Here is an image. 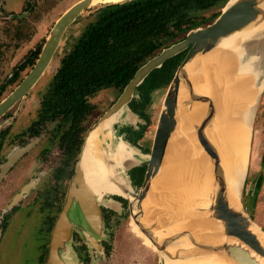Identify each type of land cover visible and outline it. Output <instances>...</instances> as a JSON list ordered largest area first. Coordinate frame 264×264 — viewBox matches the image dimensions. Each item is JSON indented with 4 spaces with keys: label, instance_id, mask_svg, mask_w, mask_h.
<instances>
[{
    "label": "water",
    "instance_id": "water-1",
    "mask_svg": "<svg viewBox=\"0 0 264 264\" xmlns=\"http://www.w3.org/2000/svg\"><path fill=\"white\" fill-rule=\"evenodd\" d=\"M130 1L133 0H120L102 5L105 7ZM230 1L232 0L225 3L212 22L190 29L183 39L164 47L140 66L117 100L90 128L94 131L104 121L114 119L115 122L110 128L106 127L99 135L107 137L102 141L101 147L110 153L114 151L119 141L125 144L127 150L133 151L131 155L124 157L119 168L112 161L106 160L113 175L121 173L128 178L129 190L125 186H121V189L126 191L130 198L115 194L108 196L121 197L127 203L132 222L155 248L160 264H195L197 259L207 257L212 250L211 238L217 228L221 230L223 237L221 250L232 264H264V246L257 236L264 235V223L256 214L254 207L246 208L243 200V183L240 188L239 206L235 208L228 200L220 155L216 145L206 134V129L211 126L214 117V105L211 99L204 97L202 88L197 89V86L201 87L200 84H203L201 82H204V66L201 64L198 67V61L194 63V68L190 66L194 60L214 50L223 39L249 28L263 26L262 31L251 34L252 36L243 40L239 46L245 56L255 55L260 60L259 82H264V0H234L232 3ZM91 2L92 0L77 1L56 20L31 71L0 104V115L8 106L24 97L36 84L49 66L66 29L92 7ZM183 52L184 56L165 87L149 151L143 152L138 146L126 140L115 126L118 124L117 126L122 128L123 125L135 122L138 118L142 119L128 106L136 88L153 70L159 69L167 60ZM261 94L262 92L259 98ZM194 105L202 108V115L197 119L191 115ZM176 130L190 145L192 151L196 155L199 152L201 159L205 160L206 182L210 185L206 206L202 203L200 192L170 189L157 192L152 186V182L161 171L168 142ZM87 133L81 144L74 175L67 187L63 207L51 231L47 264H66L64 262L66 256L72 251L70 242L73 231L80 233L90 247L100 249L98 241L104 229L100 209L105 206L115 211V205H119L111 199L106 200L107 195L98 199L85 183L79 159ZM21 151L15 153L14 157L18 158ZM141 164H145L146 169L143 180L136 190L131 186L130 172ZM202 177L204 183V172ZM200 180L198 176V186ZM20 196L18 195L13 203L19 200ZM150 197L156 202L146 205L145 201ZM204 219L212 221L215 228L204 229L203 224L200 227L188 224L193 221L201 224Z\"/></svg>",
    "mask_w": 264,
    "mask_h": 264
},
{
    "label": "flooded vegetation",
    "instance_id": "flooded-vegetation-1",
    "mask_svg": "<svg viewBox=\"0 0 264 264\" xmlns=\"http://www.w3.org/2000/svg\"><path fill=\"white\" fill-rule=\"evenodd\" d=\"M94 6L96 8L90 12L89 17H93L99 8L104 7L100 3L96 5L93 3L92 7ZM184 35L185 33L181 39H183ZM174 42H177V40L170 42L166 46H169ZM44 44L45 41L41 46H38L36 50L31 51L25 57L23 63L14 69L9 75L7 81L0 87V104L18 87L21 81L31 71ZM38 49L39 52L33 61L32 58L35 55L34 52L38 51ZM68 53H65L60 58L51 82L41 96L34 117L30 118L24 125H17V122L20 119L18 118V114L20 115L24 100L30 95V91L37 85L40 79L24 97L8 106L5 112L0 115V246L2 241L11 235L13 228L17 225L18 221H20V229L17 233L15 232L16 236L20 239L17 245H19L20 248H26L28 246L29 248L36 249L37 258H39V260L35 264H47L48 262L51 231L56 218L63 207L69 181L75 172L81 143L87 133L84 122L91 117L94 111V106L90 103V98L100 91L99 90L93 95L87 97V102L93 107V109L86 117V120L83 121V134H81V124H72L70 120L65 121L66 118L63 114H53L54 116L50 114L48 117L41 115L45 109L47 110V108H49L48 97L52 94L54 76L61 66V60ZM184 54L185 52L178 55H182L183 57ZM27 66L31 67V69L23 79H20L22 71H24ZM148 76L136 88L133 97L128 104L129 108L134 113L141 116L145 124H140L139 122L136 126H126L120 130V133L124 135L125 139L131 143H133L134 137L141 133V130L138 131L137 129H145V125L148 122L146 111L151 102V92L156 89L154 88L149 92L146 90L144 82H152V80H147ZM115 101H113V103ZM20 105L21 109L18 113ZM133 144L136 145L135 142ZM18 151H21V155L16 158L14 157V154ZM140 169L141 168H136L130 172V179L133 186L140 185L143 180V177L140 178ZM25 188L27 189L24 191ZM18 195H21L20 199L13 203ZM114 199L120 201L123 206H125L126 202L121 197L115 196ZM100 210L104 225H109L110 222L113 221V216L115 215L114 212L112 210L106 211L104 208H101ZM22 223L27 226L25 227ZM31 227L35 229L34 235L31 232H26V228L31 229ZM134 230L138 229L135 228ZM138 232L140 231L138 230L137 233ZM76 233V231L72 232L70 242L73 251V254H71V263L96 264L98 258L108 256L110 244L105 239H99L98 244L100 249H97L95 247H90L85 242L84 238H80ZM27 234L31 236L30 241L32 244L24 242L26 240L24 239V236H27ZM136 237L138 238L137 234ZM142 240L146 245L145 239ZM64 262L66 263V260Z\"/></svg>",
    "mask_w": 264,
    "mask_h": 264
},
{
    "label": "bare ground",
    "instance_id": "bare-ground-1",
    "mask_svg": "<svg viewBox=\"0 0 264 264\" xmlns=\"http://www.w3.org/2000/svg\"><path fill=\"white\" fill-rule=\"evenodd\" d=\"M119 1L92 0L91 5ZM262 28L263 26L249 28L235 33L223 39L214 50L190 64L194 68V63L198 61V67L201 64L202 67L204 66V82H201L203 84H200L201 87L197 86V89L202 88L204 97L211 99L214 105V117L211 126L206 129V134L219 152L227 184L228 200L235 208L239 206L240 188L248 164L250 134L256 105L260 93L264 90H262L264 82H259L260 60L255 55L245 56L239 44L250 38L251 34L262 31ZM191 115L196 119L199 118L202 115V108L194 105ZM114 122L115 120L110 118L94 131L90 129L79 159L85 183L98 199L107 194L130 198L126 191L121 189V186H125L129 190L128 178L121 173L113 175L106 160L112 161L119 168L124 157L131 155L133 151L127 150L125 144L119 141L113 152L109 153L107 149L101 147L102 141L107 137L99 135ZM166 150L161 171L152 182L154 190L159 192L169 188L173 191L200 192L202 203L206 206L210 185L206 182L205 160L201 159L199 152L196 155L192 151L178 130L172 134ZM189 164L192 165L191 170L188 169ZM198 176L202 180V182L200 180V188L197 185ZM152 198L146 199V205L156 202ZM188 224L193 227H200L203 224L204 229L215 228L214 223L207 219L201 224L196 221ZM220 231L217 228L212 235L210 254L205 258L197 259L195 264H232L221 250L223 237ZM257 236L264 246V235Z\"/></svg>",
    "mask_w": 264,
    "mask_h": 264
},
{
    "label": "rangeland",
    "instance_id": "rangeland-1",
    "mask_svg": "<svg viewBox=\"0 0 264 264\" xmlns=\"http://www.w3.org/2000/svg\"><path fill=\"white\" fill-rule=\"evenodd\" d=\"M77 1L78 0H0V87L7 81L14 69L23 63L28 54L44 43L56 20ZM31 3L33 6H31ZM95 8L94 6L82 13L77 18L76 22L67 28L51 64L48 66L37 85L30 91V95L24 100L21 111V105L19 106L18 113L20 111V115L18 114L19 117H17L20 119L17 125H24L25 122L36 115L41 96L49 86L58 67L60 58L72 49L83 29L93 21L94 18L89 17V15ZM221 10L222 8H216L212 14L219 15ZM204 15L205 17H209L208 14ZM212 20L204 23L203 26L212 22ZM30 69L31 67L27 66L25 70L22 71L20 79H23ZM165 87L166 86L157 87L151 92V102L146 111L148 122L145 125V129H137L138 131L141 130V133L133 139V143L135 142L136 144L135 146L138 145L143 152H148L151 146L152 134ZM120 92V90H115L114 88L102 89L90 98V103L94 106V111L91 117L84 122L87 132L110 107L113 101H115ZM142 121V119L138 118L135 122L123 125V127L136 126L139 122L140 124H145V122ZM117 125L115 128L120 131L123 127L119 128L120 126ZM191 164L188 165L189 170L192 169ZM136 168L146 169V165L141 164ZM131 186L133 189L137 190L140 185L133 186L131 183ZM243 188V200L246 208L250 209L254 207L256 214L261 218L262 223H264V90L259 98L253 119L248 164L244 174ZM114 197V195L108 196L107 194L105 198L106 200L111 199L118 202L119 205L116 204L115 211L112 210L115 214L113 216V221L110 222L109 225H104L101 237V239H105L110 244L109 253L107 257L102 256V258H98L96 264H160L159 256L149 240L144 237L141 232L137 233L138 230H134L135 228L137 229V227L130 218L127 203L123 206V204L115 200ZM102 208L106 211H111V209L105 206ZM19 224L20 221H18L17 225L13 228L11 235L5 238L1 243L0 264H35L39 260L35 248H29L28 246L26 248H20L19 245H17L20 241L16 236V233L20 229ZM23 225L25 227L27 226L26 224ZM26 229V232H31L34 235L35 229H33V227H31V229ZM76 234L80 236V238L82 237L80 233ZM30 237L29 234L24 236V239H26L24 242L27 244L31 243ZM142 239H145L146 245ZM70 249L72 250L71 246ZM71 254H73V251H70L69 255L66 256V264L74 263L70 261Z\"/></svg>",
    "mask_w": 264,
    "mask_h": 264
},
{
    "label": "trees",
    "instance_id": "trees-1",
    "mask_svg": "<svg viewBox=\"0 0 264 264\" xmlns=\"http://www.w3.org/2000/svg\"><path fill=\"white\" fill-rule=\"evenodd\" d=\"M227 1L133 0L99 8L61 60L48 97L49 108L41 115L63 114L65 121L81 124L83 134V121L93 109L87 97L106 88L121 91L148 59L190 29L217 17L212 14L214 9ZM181 59L182 55L173 57L149 75L147 80L152 82H144L146 90L167 86ZM144 172L140 169V178Z\"/></svg>",
    "mask_w": 264,
    "mask_h": 264
}]
</instances>
